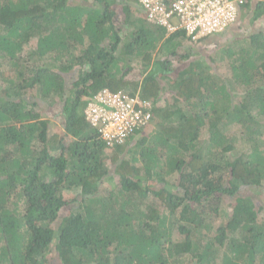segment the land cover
<instances>
[{
  "label": "trees",
  "instance_id": "trees-1",
  "mask_svg": "<svg viewBox=\"0 0 264 264\" xmlns=\"http://www.w3.org/2000/svg\"><path fill=\"white\" fill-rule=\"evenodd\" d=\"M225 35L170 34L139 0H0V264H264V31L229 77L193 49ZM104 89L154 106L126 147L86 122Z\"/></svg>",
  "mask_w": 264,
  "mask_h": 264
},
{
  "label": "built area",
  "instance_id": "built-area-1",
  "mask_svg": "<svg viewBox=\"0 0 264 264\" xmlns=\"http://www.w3.org/2000/svg\"><path fill=\"white\" fill-rule=\"evenodd\" d=\"M247 0H139L147 20L170 34L183 31L197 41L224 33L236 24L240 5ZM154 106L139 95L104 89L91 99L84 115L109 149L124 147L152 123Z\"/></svg>",
  "mask_w": 264,
  "mask_h": 264
},
{
  "label": "rangeland",
  "instance_id": "rangeland-1",
  "mask_svg": "<svg viewBox=\"0 0 264 264\" xmlns=\"http://www.w3.org/2000/svg\"><path fill=\"white\" fill-rule=\"evenodd\" d=\"M263 23L264 17H262L258 21L252 22V18L249 16L248 12H244L242 15L241 23L235 26L236 32H233L232 30L229 31L228 33H226V36L221 40V42L218 43L212 42V39L214 37H211L208 43H199L198 45L193 47L195 51L198 52L199 50L201 52L200 54H196L195 57H197V59L204 60L207 64H209V66H212L216 70L215 73L217 75L229 77L231 75L230 65L232 64V61L224 51L230 46H234L236 50H239L243 45V41H245V43L247 41L248 43V40H250V36L252 35V33L254 31H258L260 27H264ZM247 43L245 47L247 46ZM262 44H264V41H260L257 44H254V46L261 47ZM187 48V46H183L182 48H180V51L183 53ZM127 59L128 63L131 66H135L136 71H138L140 59L135 60L130 57H128ZM175 66H177V70L184 68L182 64H175ZM173 74L176 76L175 73ZM149 131H157V127H155V125H152L149 128Z\"/></svg>",
  "mask_w": 264,
  "mask_h": 264
},
{
  "label": "clouds",
  "instance_id": "clouds-1",
  "mask_svg": "<svg viewBox=\"0 0 264 264\" xmlns=\"http://www.w3.org/2000/svg\"><path fill=\"white\" fill-rule=\"evenodd\" d=\"M255 1V0H254ZM236 25H238L237 23L235 24V25H233L232 27H235ZM229 31H227V32H224V33H228ZM87 122V121H86ZM152 124V123H151ZM89 125V124H88ZM90 127V126H89ZM91 128V127H90ZM92 130H95V129H93V128H91ZM96 131V130H95ZM97 132V131H96ZM98 134V133H97ZM99 135V134H98ZM99 138H100V136H99ZM101 139V138H100ZM102 140V139H101ZM105 143V142H104ZM128 144H129V142L127 143V145L126 146H128ZM126 146H124V147H126Z\"/></svg>",
  "mask_w": 264,
  "mask_h": 264
},
{
  "label": "crops",
  "instance_id": "crops-1",
  "mask_svg": "<svg viewBox=\"0 0 264 264\" xmlns=\"http://www.w3.org/2000/svg\"><path fill=\"white\" fill-rule=\"evenodd\" d=\"M264 24V23H263ZM233 31H235V27L233 28ZM258 31H264V27H260V29H258ZM226 36V35H225Z\"/></svg>",
  "mask_w": 264,
  "mask_h": 264
}]
</instances>
